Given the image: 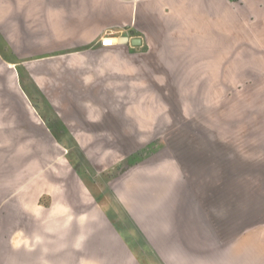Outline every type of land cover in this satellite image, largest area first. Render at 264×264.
Listing matches in <instances>:
<instances>
[{
    "label": "crops",
    "instance_id": "obj_1",
    "mask_svg": "<svg viewBox=\"0 0 264 264\" xmlns=\"http://www.w3.org/2000/svg\"><path fill=\"white\" fill-rule=\"evenodd\" d=\"M0 63L67 163L0 167L2 264H264V0H0ZM235 158L257 200L201 199L190 175Z\"/></svg>",
    "mask_w": 264,
    "mask_h": 264
},
{
    "label": "rangeland",
    "instance_id": "obj_2",
    "mask_svg": "<svg viewBox=\"0 0 264 264\" xmlns=\"http://www.w3.org/2000/svg\"><path fill=\"white\" fill-rule=\"evenodd\" d=\"M6 69L7 68L2 63H0V167L13 168L15 165H18L22 169L25 168L27 170V174L34 170L42 172V174L44 176H47L50 181L51 179H53L54 183L58 181L59 184H61V167L63 165H67L65 159L62 158V155L64 154V148H62L61 145L55 143L44 126L32 124L30 120H28V116L25 117L23 111L19 109V99L15 96V94L11 93L9 89L10 85H13V79L15 78L10 74L5 75L3 70ZM24 91L28 95V97H30L25 89ZM171 133L172 136L177 139L176 136L178 134V129H173ZM121 144V148L124 153L130 151L132 143L123 142ZM161 145L162 144L159 143L160 148L163 147H161ZM158 150L159 149L157 147H153L145 154L150 155L152 153H155V156H157L159 154ZM78 160L80 162L79 168H83L85 164H83L80 159ZM233 161L235 169L238 170L235 171V173L226 174L225 172L219 171L218 173L210 172L190 175L195 182L196 193L201 199H203L205 202H210L213 200L226 201V197L230 196L229 193H237L236 190L232 191L226 189L228 181L231 180L235 181L236 185L239 182L242 183L241 181L243 180H245V182L249 181L252 187V202L258 197V185L261 181L259 175L257 173L243 174L241 171L242 168L239 167L240 165H242L243 160L240 158H235ZM245 161V164L249 165V167L253 168V166H256L255 168H258L257 166H259V161H261V159H247ZM205 169L210 170L211 168ZM50 181H48V183L45 181L43 184L44 187L39 189L27 186L29 188L24 191L23 194H21L23 195V198H25V201H27L28 203L27 207L33 208L35 205L36 197L42 194L44 191L50 193V188L52 186V183H49ZM240 192L241 191H239V193ZM11 194H13V191L11 192ZM14 196L15 195H13L12 198ZM46 199L47 196H43V199L40 201V203L46 204ZM3 209L4 206H0V213L3 212ZM10 209L11 212H17V210L14 209L18 208L16 206H12ZM241 213L242 206L237 205L235 207L234 215H238L237 217H239L240 219ZM236 223L237 225L239 224L238 227H242L248 225L250 222L245 218L244 221L239 220ZM17 225L18 223L14 222H0V230L5 231L6 235L8 236L9 232L10 234H13V230L18 229ZM15 234L16 237L14 239L13 245H15V243H18L19 240L17 232ZM15 247L17 246L15 245ZM2 249L3 245L0 241V264H2Z\"/></svg>",
    "mask_w": 264,
    "mask_h": 264
},
{
    "label": "built area",
    "instance_id": "obj_3",
    "mask_svg": "<svg viewBox=\"0 0 264 264\" xmlns=\"http://www.w3.org/2000/svg\"><path fill=\"white\" fill-rule=\"evenodd\" d=\"M111 40H112V39H105V40H102L101 44H102L103 46L112 45Z\"/></svg>",
    "mask_w": 264,
    "mask_h": 264
},
{
    "label": "bare ground",
    "instance_id": "obj_4",
    "mask_svg": "<svg viewBox=\"0 0 264 264\" xmlns=\"http://www.w3.org/2000/svg\"><path fill=\"white\" fill-rule=\"evenodd\" d=\"M112 41V40H111Z\"/></svg>",
    "mask_w": 264,
    "mask_h": 264
}]
</instances>
